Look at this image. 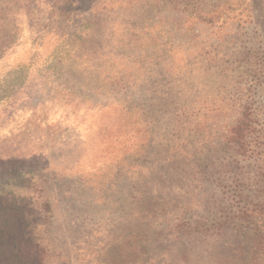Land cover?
I'll use <instances>...</instances> for the list:
<instances>
[{
	"label": "rangeland",
	"instance_id": "374dc122",
	"mask_svg": "<svg viewBox=\"0 0 264 264\" xmlns=\"http://www.w3.org/2000/svg\"><path fill=\"white\" fill-rule=\"evenodd\" d=\"M225 3L0 0V227L44 264H176L161 229L204 215L195 178L219 177L198 152L229 156L244 122L239 166H264V0ZM262 214L247 264H264ZM181 242L205 264L240 252L230 235Z\"/></svg>",
	"mask_w": 264,
	"mask_h": 264
},
{
	"label": "trees",
	"instance_id": "16d2710c",
	"mask_svg": "<svg viewBox=\"0 0 264 264\" xmlns=\"http://www.w3.org/2000/svg\"><path fill=\"white\" fill-rule=\"evenodd\" d=\"M228 4L230 0H220ZM256 0H252L254 4ZM264 11H258V16L262 17L259 29L264 34ZM192 13V12H191ZM97 22V28L100 24ZM212 19H209L211 21ZM259 22V20L257 21ZM245 123L242 122L234 131L229 132L224 140V147L221 152L230 154L225 158L216 157L217 150L208 154L198 152L196 155L203 159L206 168L217 167L219 176L213 179L212 173L201 176L200 179L195 178L196 187L194 192L198 193L195 206L202 209L204 215L197 214L196 220L189 221L182 226L175 225L174 228L168 229L165 226L161 229V235L165 238H175L177 242L165 245L169 255H175L176 264H205L202 257L199 260H192L191 248L185 247L183 239L207 241V239H223L227 236L234 238L236 248L241 252L235 260H228L223 263L216 264H247V259L242 258L243 251L247 249L250 252V259H253L255 253V234L249 235L247 230L256 225L262 213H264V166H252V169L245 172L240 160L250 158L248 154V145H246L247 136L243 133ZM248 143V142H247ZM219 153V152H218ZM252 154V153H251ZM258 160V159H255ZM199 166V165H198ZM201 169L202 167H198ZM236 171V175L225 176ZM204 170V169H202ZM201 171V170H200ZM250 171L253 174H250ZM210 172V171H209ZM211 174V175H210ZM28 182V187L33 192H47L50 187L49 180H40ZM208 183V185L206 184ZM206 187L208 189L206 190ZM206 191L210 195L206 194ZM202 202L204 204H202ZM45 213H52V199L47 195L42 198L39 203ZM192 205V204H191ZM24 210L27 208L24 206ZM205 209H207L205 211ZM168 231V235H165ZM30 238L21 231L12 232V229H4L0 227V264H44V250L38 249L36 245L31 244ZM183 247V248H182ZM245 257V254H244ZM214 256L211 258L213 259ZM172 262V261H171ZM174 262V261H173ZM214 264V260H212Z\"/></svg>",
	"mask_w": 264,
	"mask_h": 264
}]
</instances>
